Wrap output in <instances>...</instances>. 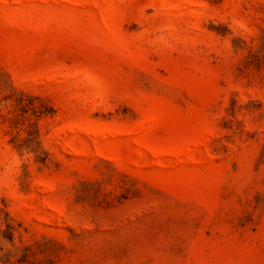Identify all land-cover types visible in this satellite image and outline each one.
<instances>
[{"label": "rangeland", "instance_id": "obj_1", "mask_svg": "<svg viewBox=\"0 0 264 264\" xmlns=\"http://www.w3.org/2000/svg\"><path fill=\"white\" fill-rule=\"evenodd\" d=\"M0 264H264V0H0Z\"/></svg>", "mask_w": 264, "mask_h": 264}]
</instances>
